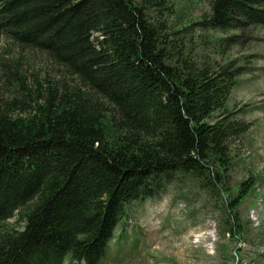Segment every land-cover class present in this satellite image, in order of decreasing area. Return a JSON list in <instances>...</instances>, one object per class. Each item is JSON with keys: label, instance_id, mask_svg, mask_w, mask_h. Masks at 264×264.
<instances>
[{"label": "trees", "instance_id": "trees-1", "mask_svg": "<svg viewBox=\"0 0 264 264\" xmlns=\"http://www.w3.org/2000/svg\"><path fill=\"white\" fill-rule=\"evenodd\" d=\"M165 8L0 0V264H100L131 205L183 177L243 235L238 208L258 177L229 183L251 128L230 107L241 72L209 62L193 24L171 30ZM260 27L264 0H212L210 31Z\"/></svg>", "mask_w": 264, "mask_h": 264}, {"label": "rangeland", "instance_id": "rangeland-1", "mask_svg": "<svg viewBox=\"0 0 264 264\" xmlns=\"http://www.w3.org/2000/svg\"><path fill=\"white\" fill-rule=\"evenodd\" d=\"M165 2L166 8L158 14L167 19L171 30L193 24L195 45L206 51L209 62H231L239 68L230 107L251 128L234 144L238 165L229 183L236 188L250 177L258 181L238 208L244 228L240 238L229 237L222 227L221 198L201 187L197 176L183 177L158 198L131 205L100 264H264V27L238 31L232 38L230 32L208 29L212 0ZM6 44L0 36L4 60Z\"/></svg>", "mask_w": 264, "mask_h": 264}]
</instances>
